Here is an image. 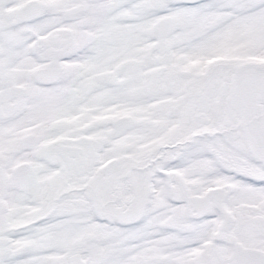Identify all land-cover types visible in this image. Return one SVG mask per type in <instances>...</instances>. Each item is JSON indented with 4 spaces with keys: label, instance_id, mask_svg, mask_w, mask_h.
Returning a JSON list of instances; mask_svg holds the SVG:
<instances>
[{
    "label": "snow or ice",
    "instance_id": "1",
    "mask_svg": "<svg viewBox=\"0 0 264 264\" xmlns=\"http://www.w3.org/2000/svg\"><path fill=\"white\" fill-rule=\"evenodd\" d=\"M0 264H264V0H0Z\"/></svg>",
    "mask_w": 264,
    "mask_h": 264
}]
</instances>
